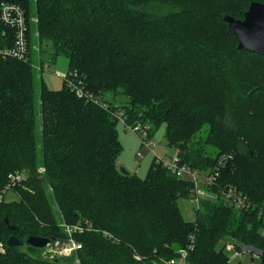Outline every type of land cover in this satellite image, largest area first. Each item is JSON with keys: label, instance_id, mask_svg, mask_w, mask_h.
<instances>
[{"label": "trees", "instance_id": "obj_1", "mask_svg": "<svg viewBox=\"0 0 264 264\" xmlns=\"http://www.w3.org/2000/svg\"><path fill=\"white\" fill-rule=\"evenodd\" d=\"M253 2L264 4L0 0L25 10L30 44L40 51L28 61L0 58V189L10 174L28 173L12 189L16 199L0 203V240L62 239L61 223H88L91 231L76 236L80 264H164L192 234V264H233L228 240L240 251L257 249L264 264L257 217L264 206V57L240 51L224 20H243ZM12 35L0 24V47L13 46ZM40 53L52 63L65 57L66 77L75 74L88 96H77L65 78L61 90L48 89L35 67ZM121 93L126 126L149 125L152 138L164 125L165 146L180 161L202 176L216 173L206 188L216 198L201 201L195 223L182 219L177 203L194 198L193 183L156 157L145 178L121 174L119 107L106 100ZM229 189L251 207L236 209L224 198ZM22 248L6 247L0 264H70Z\"/></svg>", "mask_w": 264, "mask_h": 264}, {"label": "built area", "instance_id": "obj_2", "mask_svg": "<svg viewBox=\"0 0 264 264\" xmlns=\"http://www.w3.org/2000/svg\"><path fill=\"white\" fill-rule=\"evenodd\" d=\"M36 1V0H33ZM34 21V19H33ZM32 21V22H33ZM0 24L5 26L7 29L12 31V37L14 38L13 46L11 47H0V58H11L17 61H28L30 58V54L34 51L39 53V48L37 45L30 44L29 37V22H27L26 12L19 5H15L12 3H3L0 7ZM36 69L40 71H44L48 66L43 63V67L41 65H35ZM67 84L69 88L76 93L79 97L88 96L86 92H84L82 88V82H78L77 78H75V74L66 77ZM119 120H124L123 113L118 114ZM130 131L138 135L142 146L148 148L150 151L154 150L155 144L151 141L150 127L149 125L143 123H137L136 125L129 127ZM138 156L142 157L140 153ZM157 162L160 163L163 168L168 170L173 176H176L178 179L187 178L194 185V200L199 204L200 198L198 195V179L202 178L204 181V188H209L215 184L216 181V173H210L206 175H201L199 172H195L191 170L187 165L180 161L179 157L175 154L170 158L162 159L157 157ZM43 170H41L42 172ZM28 179V173L26 171L23 172H15L9 175L7 185L0 189V203H3L7 200V195L12 192V189L16 186L23 185L24 182ZM224 198L228 199L236 209H249L251 205H249L246 201V197L241 193L237 194L232 189L226 191L224 194ZM200 204L198 205V208ZM197 208V209H198ZM257 217L259 219L264 220V206L258 209ZM63 231L62 239L54 238L50 239V243L43 248L37 249L38 252L35 258L42 259L48 262H58L64 261L69 262L70 264H80V252L83 249L82 243H80L76 238L78 235H83L86 231H91L90 225L88 223L82 225H60ZM264 237V229L261 232ZM195 236L192 234L189 237L188 243L184 246L183 249L177 251L176 256L168 261H164V264H192L189 260L191 254L194 252L195 248ZM6 245L5 242L0 240V257L6 256ZM226 252L228 254L234 252V255H229V261L232 263L236 257L242 255V253H249L253 259L259 257L260 252L256 249L250 247H244L241 251L236 248L232 243H227L225 245ZM136 261H140L139 257L134 256Z\"/></svg>", "mask_w": 264, "mask_h": 264}, {"label": "rangeland", "instance_id": "obj_3", "mask_svg": "<svg viewBox=\"0 0 264 264\" xmlns=\"http://www.w3.org/2000/svg\"><path fill=\"white\" fill-rule=\"evenodd\" d=\"M39 55H37L38 60L41 61V64L39 63V65L43 67V63H45V65L48 66L43 72L40 71L41 79H43L48 89L61 90L64 82L63 78H65V76L68 73L69 64L67 59L65 57H58L56 58V61L52 63L49 55H45V53L42 55L40 53ZM35 65H38V62H36ZM37 88H38V84H37ZM106 100L113 103L114 106L119 107L117 113L124 112L123 107L127 101L125 95H123L122 93L117 96H114L113 94H107ZM117 131L119 135L120 144L123 149V152L118 159L119 169L125 168L129 173H133L137 177H141V178L146 177L149 168L152 164V160L155 158V156L167 157L169 155H172L173 153L171 148L165 146L164 136L166 133H165L164 125L158 127L153 132L154 135L150 141L151 143L153 142L155 144V146L153 147L154 148L153 151H150L148 148L142 146L138 135L133 134L130 131V129H128V126H126L123 120L119 121L117 125ZM138 153H140L142 157L138 156ZM41 170L43 169H40L39 171L41 172ZM197 190L200 198L199 204L201 203L202 200L213 201L216 198V196L213 193L208 192L207 189L204 188V181L202 178L198 179ZM7 196H8L7 197L8 202L16 199V196L14 195L13 192H10ZM177 203L179 205L182 219H184L186 222L189 223H195L197 221L196 210L199 205L196 202V200H194V198L189 196L188 198L179 199ZM62 224L63 223H61V225ZM227 242L231 243L230 240H228ZM222 245L223 244H220L219 247H221ZM22 249L24 251L28 250L29 245L26 244L25 247ZM231 254L233 256L234 252H232ZM231 254L229 253V255ZM32 256L34 257V255ZM254 260H252V257L249 253H242L241 256L236 257L234 260H232V263L260 264L261 262L258 258Z\"/></svg>", "mask_w": 264, "mask_h": 264}, {"label": "water", "instance_id": "obj_4", "mask_svg": "<svg viewBox=\"0 0 264 264\" xmlns=\"http://www.w3.org/2000/svg\"><path fill=\"white\" fill-rule=\"evenodd\" d=\"M244 15L243 20L233 19L229 16L225 17L224 20L236 37L240 51H247L264 57V4L251 3ZM119 170L123 175L129 174L125 168H120ZM4 224L8 226L9 230L15 229L8 224L7 220H4ZM50 241L49 238L30 237L25 244L35 249H40L48 245ZM25 244L15 237H11L7 242L9 248H22Z\"/></svg>", "mask_w": 264, "mask_h": 264}, {"label": "crops", "instance_id": "obj_5", "mask_svg": "<svg viewBox=\"0 0 264 264\" xmlns=\"http://www.w3.org/2000/svg\"><path fill=\"white\" fill-rule=\"evenodd\" d=\"M172 150V155H169V156H167V157H160V158H162V159H166L167 160V158H170V157H172L173 155H175L176 154V151L174 150V149H171ZM131 174H133V173H131Z\"/></svg>", "mask_w": 264, "mask_h": 264}]
</instances>
